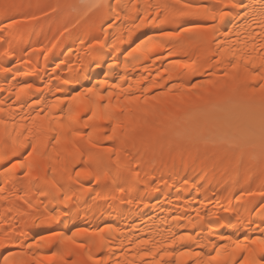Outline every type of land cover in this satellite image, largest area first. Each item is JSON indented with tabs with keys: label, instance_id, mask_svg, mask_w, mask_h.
Listing matches in <instances>:
<instances>
[{
	"label": "bare ground",
	"instance_id": "bare-ground-1",
	"mask_svg": "<svg viewBox=\"0 0 264 264\" xmlns=\"http://www.w3.org/2000/svg\"><path fill=\"white\" fill-rule=\"evenodd\" d=\"M88 2L90 0H0V28L8 26V32L0 35V53L10 42L16 56L6 61L7 66L20 70L18 73L0 74V89H3L0 100L4 101L0 104L4 109L0 118L7 124V128L2 130L4 139L0 142V153L11 154L13 146L7 132L12 131L13 123H21V117H24L25 128L20 130L22 135L18 139L28 135L27 128L32 127L31 117L37 112L41 117L48 116V106L64 99V103L58 105L51 115L67 124L70 103L67 97L97 85L100 80L106 79L109 84L121 83L123 87L130 84L136 95L141 94L138 88L151 87L154 81L170 85L203 84L208 80L231 84L232 76L243 80V61L235 73L230 63L217 64L216 55H213L217 53L215 43H206L197 35L188 33L173 39L158 36L160 30H176L175 24L159 23L158 17L150 25L132 28L135 17L142 16L145 10L155 14L154 8L149 6L172 4L175 0H119L121 7L116 11L121 18L115 20L110 28L107 23L114 16L107 8L87 15H82V9L51 10L56 4ZM102 2L116 4V0ZM185 2L224 4L227 0ZM249 2L244 0V3ZM5 3L16 6L7 15L3 10ZM132 5L137 6L136 11ZM33 16L35 20L31 19ZM243 16L242 9L232 10L220 26V31L235 28L231 40H236V32H239V40L248 43L251 51ZM9 17L17 23L13 25ZM184 26H189V21L185 20ZM247 31L258 32L259 29L253 24ZM149 36L154 39L141 44ZM97 39L103 40L106 46L96 45L94 42ZM215 39L224 37L217 32ZM138 45L139 49L133 51ZM233 47L239 55L244 45L238 43ZM169 52L174 54L169 55ZM257 54L253 53L254 56ZM228 59L231 60L230 57ZM177 60L181 63L175 64ZM256 64L259 65L258 60ZM248 69L255 70L251 65ZM197 71L203 75L195 74ZM29 72L34 74L24 75ZM225 72L229 73L228 77L224 76ZM169 73L172 80L167 79ZM122 76L125 82H121ZM65 79L71 82L62 84ZM138 79L141 80L139 85L136 84ZM25 83L33 84V89L20 91V100H16L20 86ZM259 83V80L249 81V84ZM208 87L204 84V89L193 90L191 94H206ZM58 88L61 90L58 91ZM107 90L99 89L103 94ZM160 91H166V88L153 87L147 94L155 95ZM246 91L250 94V90H246L241 83L240 95L246 94ZM175 94L174 90L172 95ZM36 99L40 100V104L33 106L32 101ZM73 108L71 130L68 127L57 129L62 138L54 148L52 140L47 142L46 147L43 144L45 137L56 134L46 131L49 121L37 120L29 136L32 143H37V152L28 157L31 148H23L10 160L0 161V187L4 188L0 193V235H4V229H9L10 234L19 237L25 245L20 248L13 244L7 250L0 249V264L3 256L10 252L23 254L14 257L18 264L21 261L35 264L33 258L39 259L40 264H91L89 255L106 260L107 264H155L156 261L159 264H203L210 255H216L213 245H224L226 248L221 251V259L214 264H236L244 253L233 252L234 242H239L241 247H257L251 241L264 239V233L256 229V225L264 219L261 216L264 196L260 195L264 191V165L247 158L241 160L239 153L190 143L175 134L150 139L158 136L157 130L168 128L171 123L168 112L148 116L147 125L141 119L136 140L124 139L122 130H118L121 138L109 141L104 138L106 133L110 134V127L105 122L89 121V126L85 128L84 120L90 112L77 113L74 104ZM192 111L189 109L178 115H190ZM51 126L54 128L55 122ZM73 131L82 135L73 136ZM176 131L182 129L177 128ZM12 134L16 135L14 131ZM92 144L97 147L93 148ZM108 148L121 150L122 158L127 153L132 172L109 175L100 183L92 176L76 177V172L82 167L94 170L96 157H106L107 153L103 150ZM18 159L24 160L26 166L6 173L5 169ZM28 163L32 164V172L25 176ZM135 171L140 172L139 179L134 177ZM121 187L125 189L124 193L118 191ZM97 192L101 194L100 198H96ZM66 194L72 197L67 204L62 203ZM225 208L230 211L225 212ZM57 211L69 212V215L42 223L46 216ZM218 219L225 224L230 221L237 227H217ZM248 220L254 223L247 228L239 226L241 221ZM100 230H103L100 235L93 234ZM52 233L60 235L52 237ZM73 233L77 235L69 243L66 238ZM180 236H192L193 239L183 244L171 243L173 238ZM222 236L225 239L221 240ZM141 241L149 243L144 245ZM28 244L32 245L31 249L27 248ZM78 244L84 247L79 248ZM101 245L102 251H97ZM165 249L173 255H166ZM144 251L154 255L141 258ZM180 251L198 252L201 256L178 261L176 256ZM53 252L57 255L51 260L44 259Z\"/></svg>",
	"mask_w": 264,
	"mask_h": 264
},
{
	"label": "snow or ice",
	"instance_id": "snow-or-ice-1",
	"mask_svg": "<svg viewBox=\"0 0 264 264\" xmlns=\"http://www.w3.org/2000/svg\"><path fill=\"white\" fill-rule=\"evenodd\" d=\"M16 6L13 4L5 3L3 4V10L7 15L11 9ZM121 7L119 0H116V4H107L102 2V0H90L88 3L76 4V3H65V4H56L51 7L52 11H57L58 9L65 8L72 11H78L82 9V15H87L89 12L94 10H101L107 8L108 11L113 14L114 19L109 20L107 26L112 27V23L115 20H119L120 14L116 11V8ZM154 8L155 14L149 13L145 10L142 16L135 17V20L139 22H133L132 28L139 29L147 25L152 24L153 20H156L158 17L159 23H169L177 25L176 30L165 31L160 30L158 36L161 39H173L182 36L185 33L195 34L202 41L206 43H215L217 53L216 63L220 64L222 62H228L231 65L232 71L235 73L240 67V62L244 63V77L243 80H239L237 76H232V83L227 81H213L208 80L203 84L189 83V84H177L171 83L160 84L158 82H152L151 87L144 86L143 88H138L140 95H136L133 91L132 85L123 87L121 83H112L109 84L108 81L100 80L98 84L93 87L84 88L83 92H77L75 95H70L67 99L70 101L68 105V123H61L59 117L51 115L53 110L60 104L64 103V99L56 100L52 105L48 106L47 111L48 116L41 117L40 112H37L35 116L31 117L32 127L27 128L28 135H24L23 139H18L22 135L21 129L25 128L23 124L24 117H21V123L17 125L13 123L11 128L12 131L7 132V137L12 144V152L9 153H0V161L10 160L11 156H14L19 153L23 148H31V151L27 153L28 157H32L33 153L37 152V143H32L29 140V136L32 135V128L35 126L37 120H48L49 127L46 131L56 133L53 137H45L43 141L44 146H47L49 140L54 141L53 148L55 144L61 142V133L57 129H65L66 127L71 130L72 114L74 111L73 104L75 105V111L77 113H89L85 120L83 127L87 128L89 126V121H103L110 127V134H105L106 140H115L120 139L121 135L124 139H137V131L140 128L139 121L144 119V124H148L147 117L152 115H157L161 112H168V116L171 120L167 129L157 130V137H150V139L163 138L175 134L176 136L182 137L188 140L190 143L194 144H203L205 146H212L219 150L225 152L239 153L241 160L247 158L250 161L257 162L264 165V0H250L249 3H244V0H227V3L224 4H205V3H195V2H185V0H175L172 4H156L149 6ZM134 11L137 10L136 5H132ZM234 9H242L244 11L243 19L246 21L244 25L245 34L248 41L251 42V51H249L248 43L239 40L240 33L236 32L237 39L231 40L233 30L227 32H221L220 26L223 24L225 19L230 16V13ZM45 15L47 13H44ZM239 16V12H237ZM12 21V24H16L17 21L14 18L9 17ZM127 18V17H125ZM32 20H35L36 17H31ZM189 21V26H184V21ZM255 24L259 29L258 32L247 31L251 26ZM103 30V29H102ZM8 32V26L0 28V35ZM131 32V30H130ZM220 32L221 36L224 39L217 40L215 39V34ZM154 37L149 36L147 40L141 41V44H146L149 41L153 40ZM96 45L101 47L106 46L103 40L97 39L94 42ZM243 44L244 47L241 49L239 55L233 45ZM140 45L137 46L133 51H137ZM260 50V51H258ZM253 53H258L253 55ZM174 53L169 52V55ZM131 55V53H129ZM16 53L12 50V45L9 42L8 47H5L3 52L0 53V74L8 75L10 73H18L20 70L13 69L7 66L6 61L15 57ZM231 58L229 60L228 58ZM127 59V57H126ZM259 61L257 66L256 61ZM27 63V62H25ZM175 64H180L179 60L174 62ZM248 65H251L254 71H249ZM97 66H100L99 61H97ZM127 67V65H125ZM167 72V69L164 70ZM34 73H24V75H32ZM195 74L203 75L202 72L197 71ZM161 75V73H157ZM225 77L229 76L228 72L224 73ZM15 79V75L12 76ZM147 79V77H143ZM168 80H172V76L169 73ZM121 82H125V78L120 77ZM261 81L258 85L249 84V81ZM71 81L65 79L62 81V84L68 85ZM141 80H137L136 84L139 85ZM244 85L246 90H250V94L240 95V84ZM204 84H207L209 87L205 90L206 94L203 92H197L195 95L193 90L204 89ZM34 85L25 83L20 86L19 91L16 95V100H20V91L33 89ZM160 88L165 89L166 91H160L155 95H148L151 91V88ZM100 88L108 89L106 94H103L99 91ZM119 89L118 92L114 91ZM58 91L61 89L58 88ZM176 92L175 95H172L173 92ZM3 91V89H0ZM39 91V89H37ZM123 97V99H122ZM171 97L170 100L167 98ZM113 99L116 103L113 104ZM101 101H106V103L101 104ZM4 101L0 100V104H3ZM40 100L36 99L32 101V105H39ZM11 107V105H9ZM189 109H193L190 115H178L179 113H186ZM4 109L0 107V112H3ZM61 112L64 111L63 108L60 109ZM55 122V127L51 125ZM42 127V126H41ZM7 128L6 121L3 118H0V142L4 139L3 129ZM177 128H181L182 131H176ZM118 130H122L121 135H118ZM13 131L16 133L13 136ZM73 136H81L82 133L73 131ZM91 133H89V138ZM143 139V137H141ZM91 142V141H90ZM93 148H96V144L91 145ZM103 152L107 153V156L98 155L96 157V167L94 170H90L87 167H82L79 171L76 172V177L81 176H92L97 183H100L101 180L112 174H120L122 172H132L130 167V160L127 153L124 154L123 158L121 156V150H113L111 148L104 149ZM24 160H16L14 163H11L6 169L5 172H12L17 168H24ZM114 166V167H113ZM28 171L24 173L25 176L31 175L32 164H27ZM136 179H139L140 172L135 171L133 173ZM7 182V181H6ZM83 187V186H81ZM84 191H91V189H83ZM156 189H154L155 191ZM4 191L3 187H0V193ZM120 193H124V188H119ZM43 195V193H41ZM249 195H254L249 193ZM260 195L264 196V191L260 192ZM101 194L96 193V198H100ZM72 197L70 195H64L62 203L67 204V202ZM106 198V197H105ZM130 202V201H129ZM31 206V205H29ZM225 212H229V208L224 209ZM199 214V213H198ZM69 212H53L45 217L44 221H55L60 218V216H67ZM261 216L264 217V211H261ZM179 219V217H176ZM254 223L253 221H241L240 227H249L250 224ZM217 227L221 226H230L236 228L237 225H232L231 222L226 224L222 222L221 219L216 221ZM256 229H259L264 233V219H261L260 223L256 225ZM256 229H252L255 231ZM86 231V230H84ZM103 230L94 232V235H100ZM111 231V229H109ZM211 233H209L210 235ZM60 234L52 233V237H56ZM77 235L73 233L72 236L67 237L69 243L73 242L72 237ZM41 239H48L41 237ZM64 239V237H61ZM192 236H180L178 238H173L171 240L172 244L179 242L183 244L186 240H192ZM221 240L225 237H220ZM230 239V238H229ZM39 243V242H37ZM141 244H148V241H141ZM235 247L233 252H243L241 260L236 262V264H264V239H254L251 241L252 245L257 247H241L239 242H234ZM15 244L20 248H24L25 245L23 242L19 241V237L11 235L9 229H4V235H0V249H6L9 245ZM79 248H83V244L76 245ZM139 247V245H137ZM27 248L31 249L32 245L28 244ZM214 250L216 251L215 256H209L207 260L203 261V264H214V262L221 259V251L226 250L224 245L219 247L213 245ZM97 251H102V245L97 248ZM165 254L172 256L173 254L168 252L165 249ZM22 253H12L9 255L3 256L2 264H18L17 260L14 259L16 256H22ZM57 253L53 252L50 257H44L46 260H51L52 257L56 256ZM154 255L153 252L144 251L143 256ZM200 257L201 254L198 252L191 251H180L176 256L178 261H182L185 257ZM35 264H40L39 259L33 258ZM88 260L91 261V264H107L106 260L94 259L91 255L88 256ZM20 264H25L21 261ZM130 264V262H129ZM155 264H159V261H156Z\"/></svg>",
	"mask_w": 264,
	"mask_h": 264
}]
</instances>
